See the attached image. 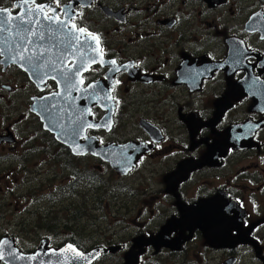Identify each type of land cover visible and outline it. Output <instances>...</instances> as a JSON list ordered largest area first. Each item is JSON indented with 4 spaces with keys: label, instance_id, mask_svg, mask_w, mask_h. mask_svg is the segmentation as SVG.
Returning <instances> with one entry per match:
<instances>
[{
    "label": "flooded vegetation",
    "instance_id": "af4514ba",
    "mask_svg": "<svg viewBox=\"0 0 264 264\" xmlns=\"http://www.w3.org/2000/svg\"><path fill=\"white\" fill-rule=\"evenodd\" d=\"M36 5L62 20L70 6L69 25L86 30L71 34L88 43L58 51L69 29L37 41V53L72 70L67 92L48 69L40 82L21 63H0V242L25 255L43 242L101 249L92 264H264V0H0L17 22ZM63 100L74 117L66 126ZM54 123L71 126L72 143ZM83 202L91 215L81 226Z\"/></svg>",
    "mask_w": 264,
    "mask_h": 264
},
{
    "label": "snow or ice",
    "instance_id": "6c2138e0",
    "mask_svg": "<svg viewBox=\"0 0 264 264\" xmlns=\"http://www.w3.org/2000/svg\"><path fill=\"white\" fill-rule=\"evenodd\" d=\"M32 2L34 3L35 0H32ZM58 2L59 0H57V3ZM24 3L27 4L28 0H24ZM19 6L20 5H17V7ZM7 11V9H0V42L10 43L12 47H0V56L6 55L8 51H12L13 54L8 57L6 61H0V63H6L8 61L11 63H21L22 66H26L25 70H30L40 82H44L41 70L48 69V72L55 73V75L51 76L52 79H57V77H59L58 82L64 84L66 92L72 87H75L72 83V70L69 69L68 71H64V66L60 63L59 58L53 59L52 57H48L45 59L44 52H36V48L43 46L37 41H52L54 37L64 35V29H69V33L65 40H60L59 43L55 45L58 51H67L73 39L79 42L81 46L88 43L87 39L80 41V35L73 36L71 34L76 32L83 35L86 33V30L83 27H79L76 23L69 25L68 21L72 20L74 16V14L71 13L70 6H65V8L61 10L66 17L64 20L56 14L55 9L48 8L46 12L44 5H36L35 8H27L19 22L16 21L15 17L11 16V13H9V18H4L2 14ZM36 26H39L38 32L34 30ZM5 32L10 33L14 39L9 41L8 38L3 35ZM86 35L99 45V37L91 33H87ZM29 36L37 37V40L29 39ZM61 45H63L62 48ZM29 46H32V54L26 55V53L29 52ZM50 50V48H45V52ZM94 51H98L101 57L103 56V49L98 48L94 49ZM92 62L95 63L96 61L93 59ZM111 63L114 64L115 61H111ZM48 72H44V75H48ZM76 73H79L78 67ZM80 83L83 84V80H81ZM53 95L60 96V93L57 92ZM43 99H47V97ZM51 108L54 109L55 105H51ZM43 110L46 112L49 111V106L45 105ZM88 127L91 128L93 125L89 124ZM68 248L75 253L74 259L83 258V253L77 252L71 245H68ZM3 258V255L0 254V259Z\"/></svg>",
    "mask_w": 264,
    "mask_h": 264
},
{
    "label": "water",
    "instance_id": "95a60500",
    "mask_svg": "<svg viewBox=\"0 0 264 264\" xmlns=\"http://www.w3.org/2000/svg\"><path fill=\"white\" fill-rule=\"evenodd\" d=\"M102 104L107 105L108 101H104L102 102ZM65 105L67 106L64 100L59 102V106L62 111V117L60 119L63 121L62 124L66 126L68 119L69 121H72L74 117H70L71 110L68 109V106L66 108ZM47 119L48 121L54 120L53 116ZM50 129L52 130V132L54 131L59 136H61L64 141L72 143V136H74L75 132L72 131L71 126L69 129L64 128L60 130L61 127H59V125L56 126L55 124ZM69 145L72 148V144ZM75 149L77 148L73 147L72 151L74 153H77V150ZM117 164V168H122V165L120 163ZM132 165H134V163H132ZM127 169H130V166H128ZM68 245L70 244H67L59 249H48L47 243L43 242L42 245L34 253L25 255L22 254L17 249V247L14 246L13 242L10 239L3 238L0 242V254H2L4 258L0 259V262L4 264H92L103 252L101 249H95L93 251L83 253V258L74 259L75 253L68 248ZM72 248L76 249L74 246H72ZM76 251L80 252L77 249ZM133 262V260L127 258L125 264H133Z\"/></svg>",
    "mask_w": 264,
    "mask_h": 264
},
{
    "label": "rangeland",
    "instance_id": "374dc122",
    "mask_svg": "<svg viewBox=\"0 0 264 264\" xmlns=\"http://www.w3.org/2000/svg\"><path fill=\"white\" fill-rule=\"evenodd\" d=\"M105 180V179H104ZM103 189V188H102ZM75 190V189H74ZM103 191H104V194H105V191H106V188H104L103 189ZM8 199H10V198H8ZM104 200H102V202H103V204H104V206H105V212H104V214H103V216L104 217H106L108 220H109V222H115V227H117V221H116V213H113V210H110V209H108L107 207H106V204H107V201H106V199L105 198H103ZM69 200H72V203H76V200H74V199H70V198H64L63 199V203H64V205H65V203H68V201ZM11 202H13V201H11ZM9 206V205H8ZM32 206V209H33V214H36L37 213V210H39L38 209V205H36V206H33V205H31ZM11 207H14V204L13 203H11V205H10V211H12V208ZM89 207V203H87V207H86V202H83L82 203V206H80L79 208H81V212L83 213V215H84V217H85V219L83 220V218L81 219V221H79V222H81L80 223V225L81 226H84L85 225V222H87V220H86V218L89 220L90 219V215H91V213H89L85 208H88ZM40 208H41V210L42 211H46L47 210V208H48V206H46L44 203L42 204V205H40ZM59 208H61V205L59 204ZM74 210V209H73ZM12 213H13V211H12ZM32 214V215H33ZM93 216H94V218H97V216H100V215H102L101 213H99V214H92ZM56 218H60L61 216L60 215H54ZM101 217V216H100ZM26 218V215H24V214H19V215H17V214H15V216H14V223L15 224H17L18 222H20V223H24L25 222V219ZM36 219L37 220H39V216H36V218H35V221H36ZM95 220V222L97 223V221H96V219H94ZM34 221V222H35ZM105 227H107V226H103L102 228H105ZM22 227H20V226H18V229H21ZM29 231V230H28ZM37 232H38V228H37V226H33L32 228H31V231L30 232H27L26 230H24V231H22L21 232V235H20V237H19V239L21 240V242L23 243V244H26L27 242H30V240H32L33 238H35L36 237V234H37ZM104 232H106V231H99V232H97L96 234H103ZM27 241V242H26ZM26 247L25 248H30V246L29 245H25Z\"/></svg>",
    "mask_w": 264,
    "mask_h": 264
}]
</instances>
